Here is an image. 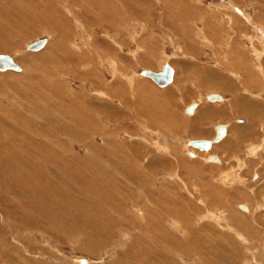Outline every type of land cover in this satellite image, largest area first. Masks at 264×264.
<instances>
[{"label": "rangeland", "instance_id": "obj_1", "mask_svg": "<svg viewBox=\"0 0 264 264\" xmlns=\"http://www.w3.org/2000/svg\"><path fill=\"white\" fill-rule=\"evenodd\" d=\"M12 1L0 0V14L4 16V22L0 24V55L10 56L21 70H0V127L18 139L13 144L3 136L0 150L12 152L10 159L7 157L3 164L20 172L22 179L32 182L29 174L34 167L26 166L28 169L23 170L25 163L17 157L15 144L22 142L19 147L24 149L26 157L33 154L32 149L36 147L41 154H37L34 161L43 165L36 168L43 176H48L45 185H56L54 193L59 195V203L63 201L62 207L58 203L57 209H52L61 218L56 225L63 233L72 226L79 234L44 237L32 230L12 231L13 220L6 211L12 213L15 208L5 206L3 201H13L16 207L21 205L11 196L3 200L6 195L0 192V234L7 239V244L18 249H11L15 260L12 264H78L80 258L89 260L91 264H114L117 259L118 264H167L165 250L152 255L147 250L143 253L141 247H148L149 243L139 234L133 238L134 228L148 236L144 222L133 217V149L148 154L149 159H156L151 168L165 175L164 180L170 185L169 195L175 196L172 191L175 171L191 191L199 188L194 197L180 190L181 184L177 188L186 198L182 200L187 207L197 206L194 219L207 211L220 217L219 224L207 221L201 227V233L210 231L213 239L211 252L204 251L206 260L213 264H264V181L256 185L259 175L256 173L254 176H258L253 178L249 173L247 179L250 187L254 188L242 189L246 180L234 170V173L228 172L229 178L225 179L230 187L235 186L234 189L217 182L216 179L223 178L227 172L218 175L212 167L216 165L207 161L215 151V143L214 150L208 154L201 153L197 160L190 161L187 155L190 140L208 141L211 138L203 137L200 124L212 119L211 112H214L213 118L222 116H215L218 108L207 107L210 104L208 95L219 92V95L222 93L230 98L235 94L239 98L250 97L252 100L245 99L247 101L239 105L244 111L249 109L252 112L249 101L264 107V6L260 4H264V0H124L136 6L131 4V9H136H132L134 12L130 17H125L124 2L119 0L116 5H121L120 16L123 11L119 27H115L112 15L107 14L108 11L113 13L112 0H102L108 11L100 7L99 0H96L99 4H89L88 0ZM143 9H146L145 13ZM231 15L232 26L228 23ZM129 18L133 20L129 21ZM250 38L258 48L250 45L254 43ZM40 40L46 41L42 49L34 52L26 49ZM5 41L9 46L4 45ZM77 57L83 65L71 63V58ZM164 63L176 69L174 81L165 87L141 74L145 70L161 72ZM126 75L133 80V91ZM245 81L253 85L251 91L247 87L244 90L242 84ZM223 101L228 99L225 97ZM192 103L198 104V113L188 116L185 110ZM220 104L215 106L220 107ZM109 105L116 109L110 110ZM141 105L147 107L152 115L160 113L161 118L164 116L160 119L163 122L169 119L168 124L161 125L160 120L156 124L152 116L145 121L147 112L140 109ZM129 106L133 108H127ZM80 109L89 114L93 111L94 120L90 119L88 127L81 125L85 123L84 118L87 119L86 113V117H79L76 123L68 118L69 112L76 116ZM225 109L217 113L229 114L227 107ZM259 114L264 116L262 112ZM201 115H209V118L202 120ZM245 118L239 117L238 122H245ZM94 130L98 134L92 138ZM251 145L258 147L256 154L252 155L256 156L264 149V139ZM158 155L169 163L159 162L161 157ZM245 164L238 165L239 169ZM42 191L43 198L41 195L38 198L43 200L45 210L41 214L45 216L46 209L54 207L57 198L50 191L46 195L45 188ZM61 191L64 192L62 196ZM69 198L78 201L75 205L79 207L80 215L76 208L66 207ZM238 204H251L258 215H247L237 209ZM102 218L105 222L98 221ZM121 219L125 224L122 225ZM49 222L53 224L56 221ZM112 222L115 224L113 232L105 239V246L98 245L99 236L104 234L102 227ZM116 225L121 228L115 230ZM234 230L251 243H245ZM88 233L97 238L92 243L95 249H90L88 240L82 238ZM177 240L180 241L179 237ZM3 242L0 240V252ZM141 253L142 257H149L147 263L141 261ZM5 257L0 253V264H8ZM175 260L173 263L179 264V259ZM200 261L197 264H202Z\"/></svg>", "mask_w": 264, "mask_h": 264}, {"label": "bare ground", "instance_id": "obj_2", "mask_svg": "<svg viewBox=\"0 0 264 264\" xmlns=\"http://www.w3.org/2000/svg\"><path fill=\"white\" fill-rule=\"evenodd\" d=\"M4 1V0H3ZM15 0H13L12 2H14ZM21 1V0H20ZM33 1V0H31ZM42 1V0H40ZM77 1V0H76ZM101 1V4H100V7H102L103 9H108L105 7V3L102 1V0H99ZM111 1V0H110ZM112 9H113V13L107 12V14L109 13L111 16V18L113 19V22L115 23V27H119V24H121V18L123 17V11L120 12L121 16L119 15V10L121 9V5H116L117 2H120L119 0H112ZM122 2H124L122 5L123 7L125 8V11H126V14H125V17L128 15V17H130V13H133L134 11L131 9V4L127 3L126 1L124 0H121ZM128 1V0H127ZM194 1V0H193ZM259 1V0H258ZM18 2V1H17ZM27 2V1H26ZM46 2V1H45ZM50 2V1H49ZM66 2V0L64 1ZM75 2V1H74ZM80 2V1H79ZM78 2V3H79ZM95 2H97L99 4L98 1H94V0H88V3L89 4H94ZM105 4H103V3ZM109 1H107L108 3ZM30 3V2H29ZM28 3V4H29ZM34 3V2H33ZM47 3V2H46ZM72 3V2H71ZM87 3V2H86ZM135 3V2H134ZM5 4V3H4ZM42 4V3H41ZM55 4V3H54ZM75 4V3H74ZM73 4V5H74ZM119 4V3H118ZM138 1H137V5H138ZM161 4V3H160ZM239 4V3H238ZM241 4V3H240ZM261 6H264L263 3H261ZM7 5V4H6ZM33 5V4H32ZM46 5V4H45ZM43 5V6H45ZM65 5V4H64ZM135 6V4H132ZM199 5V4H198ZM201 5V4H200ZM42 6V7H43ZM54 6V5H53ZM52 6V7H53ZM57 6V4H56ZM75 6V5H74ZM107 6V5H106ZM188 6V5H187ZM195 6V4L193 5V7ZM224 6V5H222ZM39 7V6H38ZM41 7V8H42ZM51 7V5L49 6L48 5V8ZM95 7V5H94ZM136 7V6H135ZM140 7V6H139ZM146 7V6H145ZM4 8V7H3ZM57 8V7H56ZM59 8V7H58ZM57 8V9H58ZM61 8V7H60ZM128 8V9H127ZM165 8V7H164ZM202 8V7H201ZM47 9V8H46ZM62 9V8H61ZM69 9V7H68ZM99 9V8H98ZM101 9V10H103ZM131 9V10H129ZM136 9V8H135ZM134 9V10H135ZM229 9V8H228ZM0 10H1V7H0ZM44 10H45V7H44ZM67 10V9H66ZM111 10V8H110ZM165 10V9H164ZM203 10V9H202ZM217 10V9H216ZM225 10V9H223ZM245 10V9H244ZM70 11V10H69ZM208 11V10H207ZM47 12V11H45ZM98 12V11H96ZM95 12V14H96ZM100 12V11H99ZM146 12V9H143V13ZM185 12V11H184ZM183 12V13H184ZM190 12V11H189ZM193 12V11H192ZM205 12V11H204ZM48 13V12H47ZM69 13V12H68ZM71 13V11H70ZM94 13V12H93ZM103 13H106V12H103ZM188 13V12H187ZM108 14V15H109ZM141 14V13H140ZM177 14V13H175ZM191 14V13H190ZM218 14V13H217ZM234 14V13H233ZM174 16V15H173ZM235 16V14H234ZM239 16V15H238ZM102 17V16H101ZM201 17V16H200ZM232 15L230 16V18L228 19V23L232 26L231 24V21L233 20L232 18ZM236 17V16H235ZM166 18V17H165ZM176 18V17H175ZM180 18V16H179ZM182 18V17H181ZM240 18V17H239ZM5 19H7V16H5ZM74 19V18H73ZM97 19H102V18H97ZM111 19V20H112ZM168 19V18H167ZM198 19V18H197ZM105 20V19H104ZM128 19L126 18V21ZM130 20H133L131 18H129V21ZM200 20V19H199ZM218 20V19H217ZM189 21V20H188ZM4 22V16L2 14H0V24ZM236 22V21H235ZM168 23V22H167ZM182 23V22H181ZM113 24V23H112ZM171 24V22H170ZM183 24V23H182ZM182 24H179L182 26ZM188 24V23H187ZM186 24V25H187ZM108 25V24H107ZM172 25V24H171ZM114 27V25H112ZM180 26V28H181ZM80 27V26H79ZM190 28V27H189ZM184 29V27H183ZM191 29V28H190ZM189 29V30H190ZM116 33H117V30H116ZM183 33V32H182ZM87 34V33H86ZM202 36V34H201ZM200 36V37H201ZM132 37V36H131ZM260 37V35L258 36ZM204 39V38H203ZM206 40V39H205ZM249 40L252 41V39L250 38ZM256 40V39H255ZM259 40V39H258ZM209 42V41H208ZM254 42V41H252ZM211 43V42H210ZM45 44H46V41H45ZM45 44L43 45V47L45 46ZM205 44V43H204ZM5 46H9V43L5 41L4 43ZM250 45L254 46L255 48H258L257 45L254 43H250ZM73 46V45H72ZM78 46V45H77ZM76 46V47H77ZM243 46V45H241ZM42 47V48H43ZM41 48V49H42ZM73 48V47H72ZM75 48V47H74ZM251 48V47H250ZM26 49H28L29 51H38V50H31L29 49V47L27 46ZM78 49V48H77ZM77 49H74L77 51ZM85 49V48H84ZM40 50V49H39ZM254 50V49H253ZM75 51V52H76ZM86 51V50H85ZM153 51V50H152ZM229 51V50H228ZM253 53V52H252ZM74 54V53H73ZM152 54V53H151ZM77 55V53H76ZM254 55V54H253ZM80 56V55H79ZM259 56H261V51L259 53ZM10 57V56H9ZM88 57V56H86ZM57 58V57H56ZM76 58V57H75ZM236 58V57H235ZM12 59V58H11ZM13 60V59H12ZM102 60V59H101ZM106 60V59H105ZM70 61V60H69ZM78 61H81L83 62L82 60L79 59V57H77V59H73L71 58V63L73 64H77L78 65H83V63H79ZM111 61V60H110ZM113 61V60H112ZM109 62V61H108ZM114 62V61H113ZM241 62V60H240ZM239 62V64H240ZM15 63V62H14ZM106 63V62H105ZM242 63V62H241ZM16 64V63H15ZM113 64V63H112ZM17 65V64H16ZM85 65V63H84ZM101 65V64H100ZM99 65V66H100ZM115 65V64H114ZM165 65H168L167 63H164L161 67V70H163V67ZM241 65V64H240ZM239 65V66H240ZM108 66V65H107ZM111 66V64L109 65ZM171 66V64L169 65ZM19 67V66H18ZM89 67V65H88ZM96 67V66H95ZM117 68V66H115ZM172 67V66H171ZM85 68V67H84ZM113 68V67H112ZM111 68V69H112ZM173 68V75L176 73V69L174 67ZM242 65H241V69H242ZM1 70V69H0ZM21 69L19 67V70H16L17 72H19ZM94 70V69H92ZM2 71V70H1ZM145 71H149V70H145ZM23 72V71H22ZM97 72V71H96ZM117 72V71H116ZM89 73V72H88ZM156 73V72H155ZM91 74V72H90ZM93 74V73H92ZM96 74V73H95ZM115 74V72H114ZM263 74V73H262ZM89 75V74H88ZM236 75V74H235ZM87 76V75H86ZM96 76V75H95ZM99 76V75H98ZM128 75H126L125 77H127ZM176 76V75H175ZM175 76H174V79H175ZM133 77V76H132ZM147 77V76H145ZM150 78V77H148ZM238 78V77H237ZM243 78V77H242ZM101 79V78H100ZM125 79V78H124ZM128 80V82L132 83L133 80L131 79V76L130 77H127L126 78ZM137 79V78H136ZM151 79V78H150ZM174 79L172 81H174ZM152 80V79H151ZM240 80V79H239ZM153 81V80H152ZM250 81V80H249ZM154 82V81H153ZM93 83V82H92ZM100 83V81H99ZM155 83V82H154ZM133 84H131V91H133ZM241 84V83H240ZM239 84V85H240ZM256 84V83H255ZM98 85V84H97ZM169 85V84H168ZM251 85V86H250ZM160 86V85H159ZM167 86V85H165ZM165 86H160V87H165ZM242 86L244 87V90L247 88H253V85L251 83H247L245 81V83L242 84ZM96 87V86H95ZM99 87V85H98ZM221 87V86H220ZM224 87V86H223ZM225 88V87H224ZM227 89V88H226ZM225 89V90H226ZM231 90V88H229V91ZM136 91V90H135ZM251 91V90H250ZM42 92V91H41ZM213 94H216V93H213ZM37 95V94H36ZM132 95V94H131ZM218 95H219V92H218ZM38 96V95H37ZM44 96V95H43ZM128 96V95H127ZM221 99L220 100H215V101H208L210 103H221L220 107H217V106H210V109L213 108V109H216L218 108V110H222V109H225L227 107L230 108V106H234L236 108H239V105L240 104H244L247 100H241V98L237 97L234 98L232 101H223L225 100V96L224 94H221ZM232 96V95H231ZM102 97V96H101ZM135 97V96H134ZM53 99V98H52ZM195 103H192L191 105H193ZM197 104V103H196ZM189 105V106H191ZM144 105H141L140 109L142 108L145 112H147L146 115H144V118L146 119L145 121H147V117H151L152 116V119L155 121L154 123L158 124L159 123V120L160 119H164L163 117L161 118V115L159 113V115L157 116L156 114H153L152 115V112L150 113V110L147 108V107H143ZM188 106V107H189ZM219 106V105H218ZM114 107V106H113ZM197 107H198V104H197ZM197 107L195 108V110L192 112V113H187L186 110H185V113L188 115V116H192V115H195L197 114ZM109 108L110 110H113L116 109V107L112 108L111 105H109ZM127 108H133L132 106H129ZM145 108V109H144ZM241 108H245L244 106H242ZM251 108H252V113L251 114H259L260 112L264 113L263 110V107L261 105H259L258 103L254 102L252 103L251 105ZM246 109V108H245ZM258 109L260 110V112L258 111ZM7 110V109H6ZM218 110L216 111L215 115H219ZM226 110V109H225ZM80 113H78L76 116H74V114L72 113H68V118L70 119L71 122L73 123H76L79 121V117H83L86 114H88V116L86 117L87 119L84 118L85 120V123H82L81 125L83 126H89L88 124L91 122L90 119L94 120V117L92 116V112L89 114L87 112L84 113V111H82L80 109ZM211 111V110H210ZM19 112V111H18ZM79 112V111H78ZM141 112V111H140ZM207 112V111H206ZM225 112V111H224ZM244 112H250L249 109H247V111H244ZM0 113L1 110H0ZM7 113V111H6ZM5 113V114H6ZM14 113V112H13ZM12 113V114H13ZM18 114V113H17ZM20 114V113H19ZM212 114V112H211ZM9 115V114H8ZM16 115V114H15ZM141 113L139 114V118H141ZM224 115V114H223ZM222 115V116H223ZM18 116V115H17ZM171 116V115H170ZM203 116V115H201ZM208 118H209V115H206ZM221 116V117H222ZM7 117V116H6ZM5 117V118H6ZM15 117V116H14ZM21 117V116H20ZM166 117V116H165ZM199 117V116H198ZM207 117H202V119H208ZM218 117V116H217ZM29 118V117H27ZM201 118V117H199ZM16 119V118H15ZM19 120V119H17ZM16 120V122H17ZM24 120V119H23ZM30 120V119H29ZM169 120V119H168ZM167 120V121H168ZM201 120V119H200ZM14 121V120H13ZM141 121V120H140ZM163 122L162 120H160L161 123L159 124H168V122ZM198 121V119H197ZM20 122V121H19ZM22 122V120H21ZM26 122V121H25ZM39 122V121H38ZM38 122H35L36 124ZM14 123V122H13ZM150 123H152V120L150 121ZM145 124V123H144ZM242 126V125H241ZM18 128V127H17ZM43 128V127H42ZM228 128V126H227ZM226 128V132H227V129ZM233 128V127H232ZM8 129V128H7ZM31 129V128H30ZM96 130V129H95ZM94 130V131H95ZM16 131V130H14ZM24 132V131H23ZM97 131L94 132V136H92V138H94L97 134H96ZM18 133V132H17ZM22 133V132H21ZM24 134V133H23ZM29 135V134H28ZM3 136L6 137L7 139H9L11 142H13V144L17 141V136L14 135V134H11L9 132H7V130H5L3 127H0V142H2L3 140ZM30 136V135H29ZM50 136V135H49ZM99 136V135H98ZM28 137V136H26ZM35 137V136H34ZM38 137V136H37ZM51 137V136H50ZM56 137V136H55ZM216 137V136H215ZM215 137H211L210 140H212V145H211V148L210 150H201L199 148H196V147H188V151H187V155L188 157L190 158V161H194V160H197V158L199 159L201 156V153H206L208 154L209 152H211L212 150H214V146L213 144H219V143H222V141L224 140V137L220 142H214V139ZM5 140V139H4ZM26 140H29L28 138ZM32 140V139H31ZM94 141V140H93ZM193 141V140H190V142ZM209 141V140H208ZM20 143H22L21 141H19ZM25 142V141H24ZM89 142V141H88ZM106 142V141H105ZM144 142V141H143ZM20 143H16L15 146L17 147V157H20L19 159H22V161H24L25 163V166H22L23 167V170L25 169H28L26 166H29V167H34L33 170H30V174H29V177H32V182H29V180H25V179H22V175H19L18 173L20 172H15L14 169L12 170V168H10V166H6V164H3V160H8V158L10 159V156H11V153L8 149H5V150H0V192H3L6 197L4 198L3 196V200L7 199V197L11 196L12 198L14 197V199H16L21 206H17L16 207V204L13 202V201H3L5 202L4 205L5 206H10V208H15L13 211H11L12 213H10L9 211H6L8 212L7 214H9L10 218L13 220V222L11 223L12 224V227H11V230L12 231H15L18 233L19 230H25V231H28V230H32L33 233H39L41 236H49V235H52L54 236V234H56L57 236H63L64 234H69L71 236H76V235H79L77 232H75V228L72 227V226H68L67 229H66V233H63V230L61 228H59L56 223L58 220H60L61 218L59 217L58 214H56L55 212H53V208L54 209H57V205L59 203V199H58V196L55 195L56 193H54V190H55V187L56 185H54L53 183L51 184H47L45 185L44 184V181L47 180L48 176H43L41 170L37 169L36 166H43L42 163L40 161H37L35 162L34 161V158L36 157L37 154H41L40 152L37 151V148L34 147L32 150L34 151V153L36 154H31L29 156H25L26 153L24 152V149H22V147L20 145ZM31 143V142H30ZM91 143V142H90ZM93 143V142H92ZM123 143V142H122ZM6 144V142H5ZM10 144V143H9ZM25 144V143H24ZM52 144H53V141H52ZM87 144V143H86ZM7 145V144H6ZM33 145V144H32ZM55 145V144H54ZM148 146H150V144H147ZM188 145V142L187 144ZM35 146V145H34ZM94 146V145H93ZM104 146V145H103ZM146 146V145H145ZM156 146V145H155ZM256 146V145H255ZM254 145H251V147L248 148V155L252 156L254 154H256V151H258V147H255ZM7 147V146H6ZM92 147V146H91ZM151 147V146H150ZM152 147H153V144H152ZM161 147V146H160ZM28 148V147H27ZM27 148L25 150H27ZM30 148V147H29ZM28 148V149H29ZM156 148V147H155ZM31 149V148H30ZM89 149V148H88ZM160 149V148H159ZM169 149V148H168ZM14 150V149H13ZM16 150V149H15ZM156 150V149H155ZM161 150V149H160ZM1 151L3 152V155L1 153ZM109 151V150H108ZM167 151V150H166ZM30 152V151H29ZM92 152V151H91ZM123 152V151H122ZM164 152V151H163ZM28 153V152H27ZM48 153V152H47ZM14 154V152H13ZM51 154V153H50ZM10 155V156H9ZM15 155V154H14ZM68 156V154H67ZM90 156V155H89ZM147 156H149L148 154H145L144 152H142L141 150L139 149H133V211L135 210V213H133V217L134 218H138V222L142 221L144 222L145 224V231H147L148 233V236L146 235H143V232L142 231H139L137 229L134 228L135 231V235L133 236V238L137 237L136 234H139L141 237L144 238V241L148 242L149 244L148 247H141V251H143V253L146 252V250L152 255L153 252H159V250H165L166 251V262L165 260H163L165 263L167 264H174L173 261L177 258L179 259V264H197L200 260V263L202 264H213V263H210V260H206V256H204L203 254L205 252H211V247H212V237H211V234H210V231H205L203 233H201V227L203 226L202 224L207 222V221H214L215 223L219 224V220H220V217L219 216H216L215 214H213L212 212L210 211H207V212H204L201 216H197L195 219L193 218L194 217V214L196 213V209H197V206H190L188 205L187 207V203L185 204L183 202L182 199H184L182 197V194H180V191L177 189L179 186V184H181V188L180 190H182L183 192H189L191 197L193 196V194H197L199 192V188H193L192 191L189 189V187L187 185H185V183H183V181L181 180L179 174L177 173V171H175L173 173V176L175 177L174 180H175V186L172 185V191L174 192L175 196L173 195H169L167 192L168 191H171L169 189L168 186L170 185H167V181L164 180V177L165 175H160L158 172L154 171L151 166L154 165L152 162H154L156 159L155 158H148ZM161 157V161L159 162H167L169 163V161H167V159L163 158V156L161 155H158ZM2 157V158H1ZM8 157V158H7ZM30 157V158H29ZM53 157V156H52ZM65 157V156H64ZM87 157V156H86ZM132 157V156H130ZM13 157H11L12 159ZM29 158V159H28ZM157 158V157H156ZM211 158V156H209L207 158V161L209 163H212L213 165H219L218 163H221V159L218 158V161H210L209 159ZM68 159V158H67ZM36 160V159H35ZM153 160V161H152ZM18 161V160H16ZM20 162V161H19ZM18 162V163H19ZM177 162V161H176ZM6 163V162H5ZM17 163V164H18ZM33 164L32 166H30V164ZM171 163V161H170ZM21 164V163H20ZM29 164V165H28ZM119 164V163H118ZM178 164V163H177ZM10 165V164H9ZM23 165V164H21ZM20 165V166H21ZM241 165V164H240ZM126 167V166H125ZM130 167V166H129ZM182 167V166H181ZM45 169H47L46 167H44ZM126 169V168H125ZM48 170V169H47ZM27 171V170H26ZM125 172V171H124ZM128 171H126L125 173H127ZM119 173V171H118ZM194 173V171L192 170V174ZM21 174V173H20ZM122 174V173H120ZM119 174V176H120ZM230 173H225V175H222L223 178H217L216 181L219 182L221 185L223 184V186L225 187H230V185L228 184L227 181H225V179L229 178V175ZM169 175V174H168ZM196 175V174H195ZM258 175L254 176V178H256ZM170 177V175H169ZM172 177V176H171ZM173 178V177H172ZM28 179V178H27ZM122 180H124L122 178ZM127 180V179H126ZM18 182V183H17ZM174 182V181H173ZM127 185V184H126ZM178 185V186H177ZM128 186V185H127ZM45 188L46 191L44 192L46 195L49 194L48 191H50L54 197H56L57 199L55 200L54 202V207H48L46 210H47V213H45V216L44 214H41V211L45 210V208H43V200L39 199L38 197H40L39 195L42 196L43 198V191L42 189ZM124 189V187H123ZM122 189V190H123ZM179 191V192H178ZM195 192V193H194ZM63 191H61V196L63 195ZM188 193V194H189ZM194 197V196H193ZM73 198H69L66 203V207H71L72 209L73 208H76V211L78 213V215H80L79 213V210H77L79 207H77L75 205L76 201L75 199ZM186 199V198H185ZM184 199V200H185ZM0 200L2 201L1 199V195H0ZM217 200V198L215 197V201ZM15 201V200H14ZM48 203V201H47ZM63 205V201H60L59 203V206L62 207ZM141 205V208H137V206H140ZM174 205V206H173ZM200 205L204 206V204H201ZM4 206V207H5ZM75 206V207H74ZM29 209V210H27ZM237 209L245 212L247 215H258V212L256 214L255 210L253 209V206H251V204H238L237 205ZM264 209V208H263ZM6 210V209H5ZM258 210V208H257ZM262 212V210H261ZM137 215V216H134ZM260 214V213H259ZM8 216V217H9ZM200 217V218H199ZM45 218V219H44ZM69 218V217H68ZM103 221L105 222V220L102 218V219H99L98 221ZM123 219H121V223L122 225L125 224L123 221ZM126 220V219H125ZM132 220V219H131ZM49 221H56L55 223L52 224V222H49ZM171 222V223H170ZM114 222H112L111 225H107V226H103L102 227V231H103V235L102 236H99V241L97 242L98 245L99 244H102L105 246V243H106V240L110 234H112V227ZM115 223H118L117 221ZM9 224V223H8ZM120 224V223H118ZM121 225V224H120ZM11 226V225H10ZM9 226V227H10ZM115 230L118 228L120 229L121 226H115ZM133 230V231H134ZM118 231V230H117ZM237 232V234L241 237L242 240L245 241V243H251L248 239H246L245 237H243V235L238 231V230H234ZM122 232V231H121ZM151 233V235H150ZM7 234V233H6ZM19 236V234H17ZM84 236H86L88 239H86V237L84 238ZM179 237L180 241L177 240ZM83 240H88L90 246L89 248L90 249H95V247L92 246V243H94L96 241L97 238H92L90 236V234L88 233L87 235L84 234L83 235ZM123 238V237H122ZM209 238H211L209 240ZM121 239V237H120ZM119 239V240H120ZM0 240L1 241H4L3 244H2V252H0L1 254H4L5 256V260L8 259V264H12L13 262H15V260L13 259V256H11V249H15L12 245H9L7 244V239L4 237V235H1L0 234ZM47 240V239H46ZM179 241V242H178ZM43 242V241H42ZM81 242H82V239H81ZM12 243V242H11ZM10 243V244H11ZM119 243V242H118ZM136 243V242H135ZM215 243V242H214ZM43 244V243H42ZM216 244V243H215ZM114 245V244H113ZM145 245V244H144ZM44 246V245H43ZM209 246V247H208ZM206 247V248H205ZM58 249V248H57ZM13 253H15L14 250H12ZM18 251V249L16 250ZM138 251V250H137ZM205 251V252H204ZM95 253V251H94ZM160 253V252H159ZM162 253V252H161ZM164 253V252H163ZM142 253L140 254L141 256V261H147L149 260L148 258L149 257H142ZM155 255V254H154ZM160 255V254H159ZM161 256V255H160ZM165 256V255H163ZM130 257V256H128ZM162 257V256H161ZM52 258V257H51ZM140 258V257H139ZM162 258V259H164ZM191 258V259H189ZM33 259V258H32ZM31 259V260H32ZM177 259L175 261H177ZM4 260V259H3ZM37 260V259H36ZM2 262V260H0V263ZM6 262V261H5ZM122 262V261H120ZM136 262V261H134ZM38 263V262H37ZM77 263L78 264H91L89 262V260L87 259H78L77 260ZM139 263V262H138ZM19 264V263H18ZM29 264V263H28ZM31 264V263H30ZM112 264V263H110ZM114 264H118V259L115 261ZM119 264H125V263H119ZM129 264V263H128ZM137 264V263H136ZM142 264H145V263H142ZM249 264V263H247Z\"/></svg>", "mask_w": 264, "mask_h": 264}, {"label": "crops", "instance_id": "obj_3", "mask_svg": "<svg viewBox=\"0 0 264 264\" xmlns=\"http://www.w3.org/2000/svg\"><path fill=\"white\" fill-rule=\"evenodd\" d=\"M235 95H232L231 98L228 97L227 95L224 96L229 101H232L234 98H236ZM248 98L252 100L250 97H246V96H243L241 99L248 100ZM249 103H251L252 105V103L254 102L249 101ZM258 104L262 106V104L260 103ZM215 105H219V104L210 103L208 104L207 107L215 106ZM228 110H229V114L226 113L227 115H225L223 112H221L219 115H223V114L224 115L223 117H219V118H213L214 117L213 115L214 112H213L210 116V117L213 116L212 119H210L209 121L204 120L200 124V126L201 125L203 126V134H204L203 137L213 138L216 136V127L218 125L228 126L226 137L224 138L222 143L215 145L216 146L215 151L211 155V157L213 156L219 157L221 159V163L219 165L212 167L216 169L218 175L224 172L234 173V170H236L235 172L241 174L242 177L246 180L245 187H242V189L246 187H247L246 189L249 188L251 189L254 187H250L249 180L247 179L249 173H251V176H253V178L256 173L259 175L258 180L256 181V185L258 183L261 184L264 181V149L260 150L258 152V155L256 156H250L247 153L248 148L250 147L251 144L261 143L264 139V116L260 114L257 115L251 114L252 112L246 113L244 112V110L240 109V107L236 108L234 106H230ZM215 116L217 117L218 115ZM239 117H246L245 118L246 121L239 123L238 122ZM244 163H246L245 166L239 169L238 165L240 164L242 165ZM234 187L235 186L229 187V189H234ZM263 187L261 188L259 187L258 189H263Z\"/></svg>", "mask_w": 264, "mask_h": 264}, {"label": "water", "instance_id": "obj_4", "mask_svg": "<svg viewBox=\"0 0 264 264\" xmlns=\"http://www.w3.org/2000/svg\"><path fill=\"white\" fill-rule=\"evenodd\" d=\"M45 44V40H40L30 45L29 49L31 50H39ZM0 69L1 70H19L18 65L14 63L11 57L7 55H0ZM143 76L150 77L157 85L165 86L172 82L173 80V69L169 65H165L161 72L155 73L151 71H142ZM207 99L209 101L220 100L221 96L218 94H210ZM197 104H193L186 109L187 113H192ZM226 128L227 125H218L216 127V137L214 142H220L226 136ZM189 145L192 147L199 148L201 150H210L212 142L206 140H193L189 142ZM210 161H218L217 156H213L209 159Z\"/></svg>", "mask_w": 264, "mask_h": 264}]
</instances>
